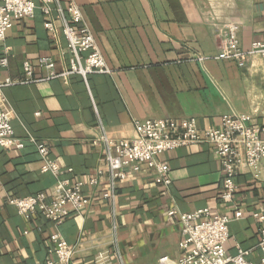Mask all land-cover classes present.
<instances>
[{
    "label": "crops",
    "instance_id": "crops-1",
    "mask_svg": "<svg viewBox=\"0 0 264 264\" xmlns=\"http://www.w3.org/2000/svg\"><path fill=\"white\" fill-rule=\"evenodd\" d=\"M97 46L112 73L49 79L43 59L54 72L70 70L73 58L61 32L55 40L46 31L48 18L40 9L34 19L17 21L0 45V58L10 49L8 67L0 66V80L14 86L0 94V104L12 117L18 139L33 136L47 144L50 158L66 170L63 179L88 183L102 165L103 133L114 141L131 140L134 123L156 119L196 118L202 131L216 129L225 115H246L251 124H264V61L256 59L239 68L232 61L208 60L220 51L217 28L240 23L244 49L264 42V0H76ZM63 6L67 0H62ZM54 17H56L54 15ZM61 27V22H56ZM32 66V82L25 71ZM170 166L171 185L159 184L142 166L120 185L115 205L119 248L124 264H159L162 257L175 262L181 255L178 215L208 209L212 213H244L230 223L227 254L248 250L247 259L262 264L258 249L260 228L253 214L264 209V162L260 179L244 167L233 204L221 201L222 165L214 147L192 145L159 155ZM56 180L42 172L38 150L29 142L20 150L0 151V264L56 263L50 253L51 236L60 232L78 246L71 264H94L101 252L111 253L113 204L103 199V188L84 189L87 205L81 216L57 228L41 214L18 215L7 201L51 193Z\"/></svg>",
    "mask_w": 264,
    "mask_h": 264
},
{
    "label": "built area",
    "instance_id": "built-area-1",
    "mask_svg": "<svg viewBox=\"0 0 264 264\" xmlns=\"http://www.w3.org/2000/svg\"><path fill=\"white\" fill-rule=\"evenodd\" d=\"M40 9L48 20L44 27L57 40L62 32L68 47V53L73 58V65L63 74L55 73L51 61L43 59L41 65L50 71L49 79L79 75L87 81L89 75L111 74L97 46L94 35L89 29L84 14L76 0H67L64 7L62 0H0V45L6 41L8 31L17 21L24 18L34 19L36 10ZM54 15L56 17H54ZM61 22L59 28L56 24ZM240 23L231 22L217 28L220 39V51L215 57L198 56L200 63L208 60L232 61L239 68H246L251 61H264V42L256 41L249 49H244L239 39ZM0 58V66L8 67L9 48ZM25 71L29 79L32 76V66L25 63ZM10 79L0 80V94L3 89L14 86ZM251 117L246 115H225L221 125L216 129L202 131L196 118L177 121L175 119H156L134 123L135 136L131 140L114 141L103 129L102 135L94 141V145L104 149L105 156L102 167L90 178L88 183L63 179L72 170L64 169L57 160L50 158L47 144L33 136L18 139L12 126L10 113L0 104V151L20 150L26 142L33 144L42 160V172L50 174L56 180V188L51 193L39 192L36 195L9 199L18 215L29 218L41 214L54 227L62 225L66 220L81 216L87 205L84 189L103 188V199L113 204L114 222L111 227V245L115 250L118 264H124L119 248V226L115 205L120 185L130 174H139L142 166L157 183L169 188L168 178L170 166L160 161L159 155L173 152L180 148L198 144H209L214 147L215 154L222 165L223 185L221 201L233 204L240 186L238 183L242 169L245 167L255 180L260 179V167L264 162V124L250 123ZM234 215L212 213L208 209H200L193 213H180L177 210L168 212L170 217L178 215L181 224L182 238L179 243L181 255L175 262L168 257H162L159 264H255L247 259L248 250L239 249L235 256L227 254V244L230 239V223L241 220L244 213L234 209ZM257 221L260 234L258 249L262 253L264 264V209L253 214ZM50 253L56 257V263L71 264L78 253V246L71 245L60 232L51 236ZM94 264H112L111 253H99Z\"/></svg>",
    "mask_w": 264,
    "mask_h": 264
}]
</instances>
